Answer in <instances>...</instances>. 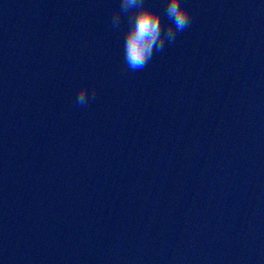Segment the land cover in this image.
Returning <instances> with one entry per match:
<instances>
[{
    "label": "water",
    "instance_id": "95a60500",
    "mask_svg": "<svg viewBox=\"0 0 264 264\" xmlns=\"http://www.w3.org/2000/svg\"><path fill=\"white\" fill-rule=\"evenodd\" d=\"M186 3L133 71L120 0H0V264H264V0Z\"/></svg>",
    "mask_w": 264,
    "mask_h": 264
},
{
    "label": "clouds",
    "instance_id": "9594fccd",
    "mask_svg": "<svg viewBox=\"0 0 264 264\" xmlns=\"http://www.w3.org/2000/svg\"><path fill=\"white\" fill-rule=\"evenodd\" d=\"M125 14L128 15V24L123 35V58L133 71L144 69L155 53L162 52L167 44L175 41L177 34L189 25L192 18L186 0H165L163 10L152 0H120L112 18L114 28H119ZM90 99L87 85L81 86L77 104L86 105Z\"/></svg>",
    "mask_w": 264,
    "mask_h": 264
}]
</instances>
